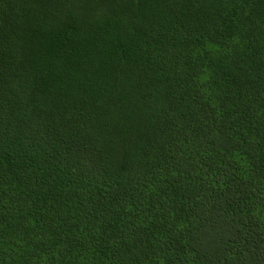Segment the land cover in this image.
Segmentation results:
<instances>
[{
    "label": "trees",
    "instance_id": "trees-1",
    "mask_svg": "<svg viewBox=\"0 0 264 264\" xmlns=\"http://www.w3.org/2000/svg\"><path fill=\"white\" fill-rule=\"evenodd\" d=\"M0 264H264V0H0Z\"/></svg>",
    "mask_w": 264,
    "mask_h": 264
}]
</instances>
